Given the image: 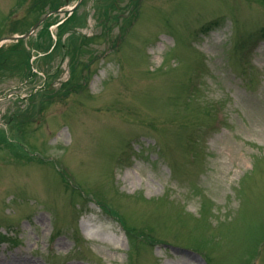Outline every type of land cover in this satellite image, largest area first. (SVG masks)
<instances>
[{"label":"rangeland","instance_id":"obj_1","mask_svg":"<svg viewBox=\"0 0 264 264\" xmlns=\"http://www.w3.org/2000/svg\"><path fill=\"white\" fill-rule=\"evenodd\" d=\"M50 2L0 0V264H264V0Z\"/></svg>","mask_w":264,"mask_h":264},{"label":"water","instance_id":"obj_2","mask_svg":"<svg viewBox=\"0 0 264 264\" xmlns=\"http://www.w3.org/2000/svg\"><path fill=\"white\" fill-rule=\"evenodd\" d=\"M79 1L80 0H78V2H77V4L79 3ZM73 8L74 7H72V8H70V12L73 10ZM57 11H59V9H57V10H55V11H50V12H48V13H46L42 18H40V21L39 22H41L42 20H44L47 16H49L50 14H52V13H54V12H57ZM38 22V23H39ZM35 27H33L28 33H26L25 34V36H28L30 33H32L33 32V29H34ZM13 38H15V39H17L18 37H10V38H7L8 40H10V39H13ZM5 38H3L1 41H3ZM0 41V42H1Z\"/></svg>","mask_w":264,"mask_h":264},{"label":"trees","instance_id":"obj_3","mask_svg":"<svg viewBox=\"0 0 264 264\" xmlns=\"http://www.w3.org/2000/svg\"><path fill=\"white\" fill-rule=\"evenodd\" d=\"M45 1H46V0H45ZM50 4H51V5H50L51 8H54L53 6H54V5H57V4H55V0H53V1L51 0ZM42 8H43V3H40V7H39V10H38V11L41 12V11H42ZM71 18H72V16L69 17L67 20H65V22H63V24H60V25L58 26V28H59V27H62L61 25H66V24L68 23V21L71 20ZM55 47H56V46H55Z\"/></svg>","mask_w":264,"mask_h":264}]
</instances>
